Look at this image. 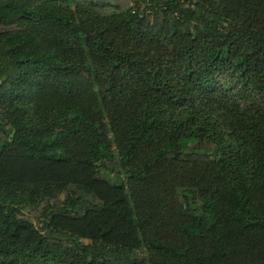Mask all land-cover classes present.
<instances>
[{
	"label": "trees",
	"instance_id": "obj_1",
	"mask_svg": "<svg viewBox=\"0 0 264 264\" xmlns=\"http://www.w3.org/2000/svg\"><path fill=\"white\" fill-rule=\"evenodd\" d=\"M0 264H264V0H0Z\"/></svg>",
	"mask_w": 264,
	"mask_h": 264
},
{
	"label": "rangeland",
	"instance_id": "obj_2",
	"mask_svg": "<svg viewBox=\"0 0 264 264\" xmlns=\"http://www.w3.org/2000/svg\"><path fill=\"white\" fill-rule=\"evenodd\" d=\"M150 19V17H149ZM13 26L8 27V29H12ZM28 210H29V206L23 202H19V201H12L10 208L8 209L9 214L11 215V218L18 223H23V224H28L29 223H33L34 225H36V222L33 221L29 215H28ZM31 223V224H32ZM85 242V241H82Z\"/></svg>",
	"mask_w": 264,
	"mask_h": 264
}]
</instances>
